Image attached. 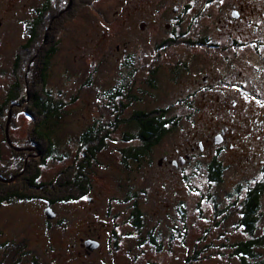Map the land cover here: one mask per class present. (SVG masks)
I'll list each match as a JSON object with an SVG mask.
<instances>
[{
    "label": "rangeland",
    "instance_id": "rangeland-1",
    "mask_svg": "<svg viewBox=\"0 0 264 264\" xmlns=\"http://www.w3.org/2000/svg\"><path fill=\"white\" fill-rule=\"evenodd\" d=\"M45 1L0 0V103L17 78L14 62L28 40V23H34L36 10ZM234 2H245L248 8L245 34L261 40L246 48L264 51V0H93L77 2L57 22L59 48L51 60L47 88L53 101L64 105L59 117L47 124L54 153L44 154V143L32 135L39 120L32 121L25 112V99L0 116V173H23L16 165L25 152L27 168L45 159L40 181L48 182L66 167L83 162L81 135L92 125L110 134L87 169L88 194L54 205L40 199L0 205V264H241L235 245L251 238L239 225L241 204L248 188L264 179V106H254L250 99L239 107L229 106L236 112L207 106L210 93L190 96L198 88L195 74L206 69L190 65L177 74L174 63L184 46H157L171 35L169 23L175 16H182L180 32L189 33L195 26L218 41L219 19L226 24ZM185 5L189 7L183 14ZM200 11L205 12L196 24ZM250 18L258 28L248 25ZM205 23L209 29H200ZM153 57H157L154 89L143 79V68ZM27 64L26 81L31 85L38 74L30 70L32 62ZM124 85L130 86L129 93L117 98L116 88ZM157 108H167L169 116L178 119L176 126L139 162L125 159L122 150L139 146L138 138L128 137H137L138 132L131 115ZM247 112L263 124L252 127ZM227 123L241 137L237 147L222 154L221 181L212 182L207 174L212 152L197 151L195 158L177 168L168 164L179 161L200 139L212 140L217 127ZM19 174L9 182L18 183ZM134 204L143 213L140 228L129 214ZM48 208L55 218H48ZM263 229L264 197L256 235ZM98 236L100 246L88 252L84 241ZM256 253L264 260V246Z\"/></svg>",
    "mask_w": 264,
    "mask_h": 264
},
{
    "label": "trees",
    "instance_id": "trees-1",
    "mask_svg": "<svg viewBox=\"0 0 264 264\" xmlns=\"http://www.w3.org/2000/svg\"><path fill=\"white\" fill-rule=\"evenodd\" d=\"M92 1L46 0L42 7L36 10L38 15L34 23H28V40L15 58L14 69L17 78L9 88L5 100L0 103V116H6V112L9 111L11 105L22 103L25 99H28V104L24 109L32 121L36 122L37 119L39 120L37 124L35 123L36 126L32 128L31 132L32 135L34 133L35 139L37 138L41 143H44V154L51 155L54 153L53 141L51 140V133L49 132L50 129L47 128V124L59 117L58 110L64 105L63 103L54 102L47 88L51 60L59 48L58 40H56L58 28L55 26L63 16L68 15L71 9L76 7L77 2L86 4ZM70 3H72V8L69 9L68 5ZM45 38L47 42L44 43ZM171 43L177 44L176 42H166L165 46ZM35 51V60L32 61ZM29 61L32 62L30 70L38 74L35 83L33 84L32 82L31 85L26 81L27 63ZM129 88V85H124L119 90L116 88L115 94L117 98L123 97L124 91L129 93ZM128 96L132 95L129 94ZM12 111L13 119L11 124H13L14 116L16 115L15 108ZM176 120L178 119L169 116L167 108L134 112L131 115L130 122H134L137 126V137L132 135L128 137L131 139L138 138L139 146L122 150L123 157L136 162L142 160L163 140L168 132L171 131V128L176 126ZM0 122H2L1 119ZM44 127L48 129V132L44 130ZM109 134L110 131L108 129L96 124L92 125L81 135V156L83 155V162L80 163L79 161L77 165L66 167L48 182L40 181L42 173L40 165L44 163L45 159L42 158L41 163L38 161L35 163L31 162L27 168L24 161L26 153L21 152L20 165H16V167L18 171H23V173H0V205L12 200L34 199L44 200L50 205H54L75 201L88 194L91 190V181L87 174V169L97 153L105 147V139L109 137ZM9 138H7V141H9ZM224 170L225 168L221 161L217 157L214 158L208 166L207 174L209 179L212 182L221 181ZM17 174L20 175L19 182L17 183L16 180L9 182ZM263 197L264 179L248 188L241 204L239 225L251 237L235 245V253L240 256L241 264H264V260H259L256 253L257 248L264 246V229L260 236L256 235L257 225L261 217ZM134 207L133 220L135 227L140 228L143 226V213L137 204H134ZM152 241L155 243L154 240Z\"/></svg>",
    "mask_w": 264,
    "mask_h": 264
},
{
    "label": "flooded vegetation",
    "instance_id": "flooded-vegetation-1",
    "mask_svg": "<svg viewBox=\"0 0 264 264\" xmlns=\"http://www.w3.org/2000/svg\"><path fill=\"white\" fill-rule=\"evenodd\" d=\"M212 1L215 0H209V2ZM188 7L189 5L183 7V14L186 13L185 8ZM231 7L230 17L225 20L226 24H223L222 19H219L222 27L218 28L221 35L218 41L211 39L203 33L200 34L197 31L198 29H194L195 26H191L189 33L180 32L182 16H175L169 23L172 31L171 35L157 45L160 46V49L166 47V42H176L177 44H173V46L183 45L185 49L177 52V59L174 63L176 65V73L179 74L180 69H188L190 65L194 66L197 70L206 69V72L202 74H195L197 75L198 88L190 96L193 97L200 92L210 93L211 96L206 98V105L215 107V109L222 107V110L226 107V110H223L224 112H236L237 108H229V106L239 107L249 99L253 101L252 104L254 106H264V51L246 48L247 45L252 43L257 44L261 40H256L252 35L247 36L244 32L245 30L247 31L244 20L250 15L246 11L248 8L245 2H242V4L241 2L238 4L234 2ZM174 11L177 12L178 8L174 9ZM181 12L182 8L179 10V14ZM204 12L200 11L197 13L196 18L194 17L196 24L201 22L202 13ZM206 19L213 21V16L211 18L207 16ZM253 20L250 18L248 25L251 24L258 28V25H254ZM200 29L208 30L209 27L205 23L204 28L201 25ZM197 48H200V50H197ZM205 48H212L213 50H205ZM157 57H153L151 63L143 68V79L147 84L152 86V89L157 87V79L153 80L156 75L154 66L156 65ZM133 73L131 72V74ZM159 87L158 85V89ZM246 109L243 108V110ZM240 111H242V108ZM245 116L246 121L252 127H259L263 124V121L259 120L254 114L247 112ZM230 121L234 122V117ZM217 131V133H213L214 137L212 140L209 136L200 139L196 145L189 147L190 151L186 152L183 157H180L179 161L169 160L168 164L177 168L179 164H185L190 159L195 158L198 154L197 151L202 154L212 152L211 157L206 162L205 166L207 167L216 157L221 161L225 150L234 149L238 146L241 136L239 133L236 135L235 131L230 128L229 123L225 124L222 128L217 127ZM161 163L162 161L159 162V164ZM131 208L129 214L132 216L135 208L134 205ZM90 241H98L99 246L101 244L100 236L96 239L89 237L84 241L87 249ZM91 251L89 249L88 252Z\"/></svg>",
    "mask_w": 264,
    "mask_h": 264
},
{
    "label": "water",
    "instance_id": "water-1",
    "mask_svg": "<svg viewBox=\"0 0 264 264\" xmlns=\"http://www.w3.org/2000/svg\"><path fill=\"white\" fill-rule=\"evenodd\" d=\"M9 136V130L7 128V138ZM46 214L48 216L49 219H53L55 218L56 214L55 212L52 210V208H48V210L46 211ZM99 246V242L98 241H90L89 245H88V248L90 250H94L96 249L97 247Z\"/></svg>",
    "mask_w": 264,
    "mask_h": 264
},
{
    "label": "snow or ice",
    "instance_id": "snow-or-ice-1",
    "mask_svg": "<svg viewBox=\"0 0 264 264\" xmlns=\"http://www.w3.org/2000/svg\"><path fill=\"white\" fill-rule=\"evenodd\" d=\"M221 2H222V0H221ZM85 199H86V197H85Z\"/></svg>",
    "mask_w": 264,
    "mask_h": 264
}]
</instances>
